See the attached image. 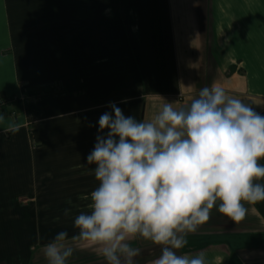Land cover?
<instances>
[{
  "label": "crops",
  "instance_id": "crops-1",
  "mask_svg": "<svg viewBox=\"0 0 264 264\" xmlns=\"http://www.w3.org/2000/svg\"><path fill=\"white\" fill-rule=\"evenodd\" d=\"M105 1L0 0V97L86 84L37 100L34 118L26 108L2 114L22 127L0 132V264H45L42 245L75 234L98 186L86 158L110 102L147 121L216 84L264 116V0ZM245 207L239 223L214 208L180 252H203L206 264H264V201ZM131 246L141 249L135 264L160 255L149 241ZM68 264L106 261L84 249Z\"/></svg>",
  "mask_w": 264,
  "mask_h": 264
},
{
  "label": "clouds",
  "instance_id": "clouds-1",
  "mask_svg": "<svg viewBox=\"0 0 264 264\" xmlns=\"http://www.w3.org/2000/svg\"><path fill=\"white\" fill-rule=\"evenodd\" d=\"M108 107L86 158L98 182L89 211L75 217L71 237L60 231L42 245L45 264H68L84 249L106 264H135L137 239L160 247L151 264H206L203 252H180L187 236L214 208L239 223L246 203L264 201V116L216 84L183 107L164 103L147 121L125 116L115 102ZM21 127L0 114V132Z\"/></svg>",
  "mask_w": 264,
  "mask_h": 264
},
{
  "label": "trees",
  "instance_id": "trees-1",
  "mask_svg": "<svg viewBox=\"0 0 264 264\" xmlns=\"http://www.w3.org/2000/svg\"><path fill=\"white\" fill-rule=\"evenodd\" d=\"M86 84L75 83L73 85H67L62 87H52L48 89H21L22 99L14 96L15 100L10 106L3 107L0 109V114L14 115L19 110L26 108L27 111L32 115V117L38 116L36 102L39 99L46 97L62 96L67 94H79L85 90ZM13 97V96H12ZM14 113V114H13Z\"/></svg>",
  "mask_w": 264,
  "mask_h": 264
},
{
  "label": "built area",
  "instance_id": "built-area-1",
  "mask_svg": "<svg viewBox=\"0 0 264 264\" xmlns=\"http://www.w3.org/2000/svg\"><path fill=\"white\" fill-rule=\"evenodd\" d=\"M19 98L22 99V96H17ZM15 100V97L11 96V97H0V109H2L3 107H6V106H10L11 103ZM14 114V113H13Z\"/></svg>",
  "mask_w": 264,
  "mask_h": 264
},
{
  "label": "rangeland",
  "instance_id": "rangeland-1",
  "mask_svg": "<svg viewBox=\"0 0 264 264\" xmlns=\"http://www.w3.org/2000/svg\"><path fill=\"white\" fill-rule=\"evenodd\" d=\"M104 1H105V0H104ZM105 2H106V1H105ZM55 213H57V216H56V217H59V216L61 215L62 220H63L64 210L55 211ZM63 229H64V227H62L61 230H63Z\"/></svg>",
  "mask_w": 264,
  "mask_h": 264
}]
</instances>
